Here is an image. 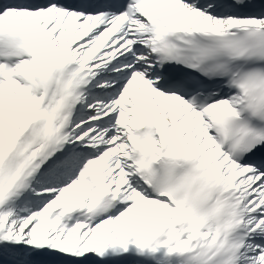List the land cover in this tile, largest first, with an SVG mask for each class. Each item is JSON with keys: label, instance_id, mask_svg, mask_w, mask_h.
Returning <instances> with one entry per match:
<instances>
[{"label": "snow or ice", "instance_id": "obj_1", "mask_svg": "<svg viewBox=\"0 0 264 264\" xmlns=\"http://www.w3.org/2000/svg\"><path fill=\"white\" fill-rule=\"evenodd\" d=\"M0 264H264V0H0Z\"/></svg>", "mask_w": 264, "mask_h": 264}]
</instances>
